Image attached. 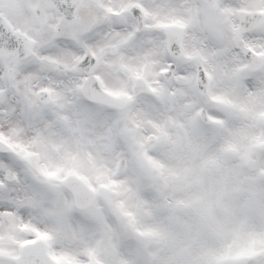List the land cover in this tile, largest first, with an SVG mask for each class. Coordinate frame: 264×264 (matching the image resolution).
I'll return each mask as SVG.
<instances>
[{"label":"snow or ice","instance_id":"1","mask_svg":"<svg viewBox=\"0 0 264 264\" xmlns=\"http://www.w3.org/2000/svg\"><path fill=\"white\" fill-rule=\"evenodd\" d=\"M0 264H264V0H0Z\"/></svg>","mask_w":264,"mask_h":264}]
</instances>
